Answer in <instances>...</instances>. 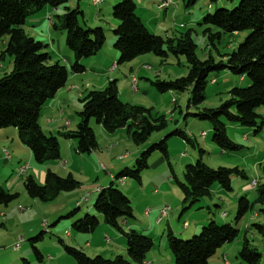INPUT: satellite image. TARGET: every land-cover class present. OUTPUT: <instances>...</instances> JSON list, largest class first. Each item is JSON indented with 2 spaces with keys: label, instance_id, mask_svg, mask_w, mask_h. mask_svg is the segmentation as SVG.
<instances>
[{
  "label": "rangeland",
  "instance_id": "1",
  "mask_svg": "<svg viewBox=\"0 0 264 264\" xmlns=\"http://www.w3.org/2000/svg\"><path fill=\"white\" fill-rule=\"evenodd\" d=\"M117 1L122 0H101L98 6H94L92 0H69L66 5L70 9H74L77 5L80 7L83 14L79 19V24L82 28H103L105 43L102 51H107L109 57H112L114 53L117 55V51L113 47L115 39L112 29L117 26L118 22L110 15L111 8L109 6L112 2ZM132 1L138 6L144 4L151 9L150 12L161 13L159 21L155 20L148 23L145 18L146 24L143 25L152 35L175 39L189 31L196 45V56L201 61L205 60L207 55L213 57L216 62L220 61L222 56L234 51L248 34L247 31H244L234 35H223L214 46L208 44L207 38L203 34L205 26L201 25V21L204 16L212 14L215 9L232 10L238 6L240 0H234L232 3L227 0H197L194 5L188 8L184 4L187 0H171V6L161 12L158 11L156 5L154 7L145 0ZM64 13L63 7L53 10L45 6L27 21L29 24L30 20L37 19L35 27L28 24L23 27L27 35L48 46L45 51L54 55L51 63L60 59L56 58L59 56L56 52L57 48L60 46V49L65 50L66 46L65 34L54 31L50 26V19L57 23V17ZM47 14L50 17L46 16ZM148 14L150 15L149 12L145 15ZM3 42L4 40H0V51L4 49ZM70 54L73 61V55ZM106 66L109 69V66ZM66 68L70 71V66ZM11 71L12 58L4 55L0 58V77L9 74ZM112 73L116 77L112 80H117L118 92H120L121 85L127 84V86L122 87L120 92L119 99L121 101L131 106L150 110L152 114L162 115L167 122V127L163 131L151 134L145 143L137 146L130 141L128 134L127 139L125 138L126 129L123 128L109 134L100 129L101 127L92 120L89 126L95 135L97 148L87 154H79L76 151V142L65 140L58 133L76 129L79 122L77 113L82 109L79 102L80 98L77 96L81 92L85 96L87 92L93 91L92 85L99 87V83L93 80L92 74L73 75L76 77L70 83L75 86L77 95L73 96L74 104L69 103L70 106L74 105V107H70L68 113L70 120L73 118V124L70 128L66 127L63 131L53 135L59 144V160L37 164L32 159L33 167L43 168L40 176L37 170L29 166L27 173L20 177L16 176V170L24 166L26 160H21L17 164V169L10 168V166L2 167L5 170V176L1 180L3 187H6L11 178H18L13 189L10 190V193L18 194V199L13 203L34 202L33 206L32 204H24L33 213L29 219V226L25 225L24 234L32 227H35V231L31 237L24 241L18 240L17 243L20 244L16 251L19 250V252L14 253L20 255L17 264H76L66 252V247L80 250L89 258L113 259L116 256H123L128 259L124 236L106 225L102 217L93 209L98 192L108 187L111 182L113 187L119 190L132 205L133 218L120 222L123 231L129 230L123 224V222H128L135 227L133 228L134 231L153 240L154 247L146 255L152 263L168 264L169 260H171V264L173 263V256L165 238L168 228L177 232L178 239L187 241L198 234L206 223L213 220L217 225H234L238 231V236L233 242L219 248L208 260V264H244L239 258L244 240L248 241L251 249L260 253L259 264H264V234L262 235L258 229L253 227L254 224H258L264 228V205H254L253 209L242 219L235 220L238 200L245 197L253 203L258 185H264V123L257 133H255V128L227 125L225 128L227 138L242 148L236 152H223L211 143L212 128L210 123L190 116L197 111L191 107L187 108L190 90L183 93L167 92L160 94L151 85V81H172L186 76L188 65L184 57L175 58L169 54L167 58L161 59L153 54H145L123 66H117V69L114 68L109 74ZM119 73L121 74L119 75ZM210 79L214 81V84H211L212 81L209 82L205 92V100L198 110L217 108L228 98V91L234 88H247L250 85L246 77L241 80L229 72L212 75ZM133 80H135V84H133ZM103 88L97 89L102 90ZM256 113L264 121V107L258 108ZM186 115L189 116L186 117ZM65 120H69V118L66 117L63 123ZM175 130L186 133L193 145L180 137L170 136ZM201 133H205L206 136L200 137ZM47 136L50 135L47 134ZM164 138H166L167 145V160L159 153H155L150 158L148 168L141 172L140 184L130 178L121 180L115 178L124 168L119 169V163L114 162V159L119 161L118 158L127 152V164L131 163L127 169L133 170L139 154ZM16 140L19 142L17 136ZM67 142H72L73 148H70V144ZM18 144V148L11 143L5 146V150H3L5 156L11 155L13 159L27 157L25 154L30 152L29 149L20 142ZM66 144H68L67 148H65ZM198 149L205 152L202 162L208 167L212 169L219 167L238 168L244 172L246 178L233 177L230 192L223 191L217 184L212 185L210 196L201 199L190 210L179 216L182 206L185 205H183L182 193L176 180L182 182L184 167L195 163L199 157ZM62 155L68 156V158H64ZM48 171L61 178L71 176L77 186L71 191L58 193L53 199L46 202L29 198L24 191L23 180L30 176L39 186H42ZM171 172L174 178H172ZM109 175H113L111 176L112 179ZM102 177L106 179L105 186H101L97 181L98 178ZM39 178L42 180L40 183L38 182ZM253 182L257 184L255 188L252 186ZM90 188L91 190H89ZM89 191L94 192L90 199L87 194ZM76 202L80 204L79 209ZM69 203L72 205L68 206ZM24 206H19L18 209ZM167 206L171 210L167 215L168 217H164L160 224L154 225L153 223L151 231L147 229L148 218L144 212L148 209L153 212L157 207L159 213L154 218L155 222L159 218L160 210ZM89 207L93 209V214L87 212ZM88 214L98 219L99 223L96 229L91 234L75 232L72 225ZM222 214H225L226 217H222ZM26 221L27 215L19 223ZM183 223H187L185 228ZM188 226L189 230L186 232ZM195 226H198L196 231H194ZM23 231L20 230V232ZM70 233L74 236L73 239ZM39 235L40 239L31 244V239L33 240ZM18 237H22V235H18ZM17 243L10 247L12 251H14L12 248ZM33 248L40 254V260H37Z\"/></svg>",
  "mask_w": 264,
  "mask_h": 264
},
{
  "label": "trees",
  "instance_id": "2",
  "mask_svg": "<svg viewBox=\"0 0 264 264\" xmlns=\"http://www.w3.org/2000/svg\"><path fill=\"white\" fill-rule=\"evenodd\" d=\"M68 1L0 0V40H4L0 58L4 55L12 58V71L0 77V130L10 127L16 129L19 142L29 149L37 164L59 160L57 138L47 136L39 125L43 108L65 87L69 74L85 72L86 61L97 56L105 43L103 28H82L79 24L83 14L80 7L77 5L74 9L68 8ZM227 1L232 3L234 0ZM196 2L197 0H187L184 4L188 8ZM45 6L53 10L63 7L65 10L62 16L57 17V23L50 19V26L54 31L65 34V46L73 55L70 71L58 62L51 63V54L45 51L48 46L23 30L28 19ZM110 15L118 22L112 29L115 39L113 47L118 55L116 66H123L145 54H153L161 59L167 58L169 54L175 58L184 57L188 65L186 76L172 81H151V85L160 94L190 90L187 108L197 110L190 116L210 123L211 143L216 147L223 152H236L242 148L227 138V125L255 128V133L261 130L264 121L256 110L264 107V0H240L232 10L215 9L212 14L203 17V34L210 46L220 41L223 35L248 32L244 41L218 62L209 55L203 61L197 58L196 45L189 31L175 39L152 35L136 16V4L132 0L114 4ZM114 67L115 65L112 70ZM222 72H229L239 78L246 77L250 85L228 91V98L217 108L198 110L205 100L208 84L212 81L210 77ZM79 101L82 109L77 113L79 122L76 129L58 133L65 140L75 141L79 154H87L97 148L95 135L89 126L92 120L109 134L128 128L129 139L137 146L145 143L151 134L167 127L162 115L152 114L150 110L121 101L116 80L109 81L102 90L87 92ZM170 136L180 137L193 145L186 133L179 130H175ZM155 153L167 160L166 138L142 151L136 158L133 170L124 168L115 178H130L140 184L141 172L148 168L150 158ZM198 153L195 163L184 167L182 182L176 180L185 205L182 206L180 215L201 199L210 196L212 185L217 184L223 191L230 192L233 177L246 178L238 168L208 167L202 162L205 152L198 149ZM112 184L111 182L98 192L93 209L106 225L124 236L128 259L123 256L113 259L89 258L80 250L66 247V252L76 264H144L147 253L154 247L153 240L149 237L140 235L133 229L123 231L120 222L133 218L132 205ZM76 186L71 176L61 178L50 171L46 173L42 186L30 176L23 180L26 195L42 202L53 199L60 192L71 191ZM17 199V193L7 192L0 185V207H7ZM254 205H264V185H258L253 203L245 197L238 200L235 220L242 219ZM98 223L95 216L88 214L78 219L72 229L77 233L91 234ZM253 227L264 234L262 226L254 224ZM237 236L238 231L234 225H217L213 220L187 241L178 239L170 228L165 233L173 256L172 264H208V260L219 248L233 242ZM37 239H40V235L31 239V244ZM33 250L37 260H40V254L35 248ZM239 258L244 264H259L260 253L251 249L248 241L244 240Z\"/></svg>",
  "mask_w": 264,
  "mask_h": 264
},
{
  "label": "crops",
  "instance_id": "3",
  "mask_svg": "<svg viewBox=\"0 0 264 264\" xmlns=\"http://www.w3.org/2000/svg\"><path fill=\"white\" fill-rule=\"evenodd\" d=\"M156 1L157 0H145V2H148V4L150 5H156ZM118 2V1H117ZM117 2H112L110 6V8L116 4ZM172 3V2H171ZM136 4V3H135ZM156 9V8H155ZM147 6H145L144 4L142 6H138L136 4V16L141 20V22L143 24H146V22L151 23L152 21H159L160 20V15L156 13L154 10V13H156V15H154L153 12H150ZM158 11H164V10H160L158 9ZM147 12L150 13V15H145ZM49 16L50 15H46ZM148 16V17H146ZM145 18H146V22H145ZM36 20H30L29 24L28 22H26V25L28 24L29 26L35 27V22ZM41 27V26H39ZM4 44V42H3ZM66 48V47H65ZM58 50L56 51L57 54L59 55L56 58H60L59 60H57L56 62L60 63L61 65H64L65 68L67 66H71L72 64V59H71V54L68 51V49L66 48L65 50H63L62 48L60 49L57 48ZM56 50V49H55ZM108 52L107 51H100V53L87 60L85 63V74H92L94 76V81L99 83V87H105L106 84L112 80L115 79L116 77L113 76L112 74H109L112 71V66L115 65L114 68L117 69L116 66V61H117V55H115V53L112 55V57L107 56ZM52 57H54L53 53H51V60ZM62 62V63H61ZM109 66V69L107 68V66ZM106 68V69H105ZM67 69V68H66ZM121 73H119L120 75ZM73 74H69L68 79H67V83L65 84V87L60 89L57 94L54 96L53 99H51L48 103H46L45 107L43 108L40 117H39V125L41 127V129L44 131V133L49 134V135H54L59 131H63L66 127L70 128L73 124V118L72 120H70L69 117V109L70 107H74L70 106V104H74V95H77V91L75 90V86L70 83V81H72L74 79ZM242 80V78H240ZM117 81V80H116ZM69 84V85H68ZM123 86H127V84H123L121 85V87L119 88V91H122V87ZM96 85H92V90H98ZM90 88V87H89ZM119 92V95H120ZM78 98H82V92L79 93V96H77ZM120 97V96H119ZM79 99V100H80ZM80 102V101H79ZM70 103V104H69ZM175 104V103H174ZM69 118V120H65V123H63V120L65 118ZM44 122V125H43ZM102 129V128H100ZM126 129V139H127V134H128V128H124ZM16 136H17V132L14 128H6V129H2L0 130V185L2 178H4L5 176V170L2 169V167H9L10 168H14L17 169V164L19 162H21V160H26L25 165L24 166H29V167H33L32 163H33V158L31 153H27L25 155H27V157H24L22 159H13V156L11 157V155H9V157H6L4 155V151L5 150V146H7L9 143L13 144L16 148H18V143L16 140ZM129 137V134H128ZM111 139V138H109ZM19 141V140H18ZM15 143V144H14ZM70 144V148H73V143L72 142H67ZM67 146H65V148L68 147V144H66ZM64 158H68V156L62 155ZM98 156V155H97ZM94 158V157H93ZM118 159H120L119 161H117L116 159H114V162H118L119 163V169L121 168H127V166H129L130 164H127V152L125 154H123L121 157H119ZM124 161V162H122ZM21 166V165H20ZM21 166V167H24ZM27 167V170L28 168ZM20 168V167H19ZM35 170H37V172H39V176H40V172H43V168L40 167L39 169L37 167H33ZM118 169V170H119ZM27 170L25 173H27ZM110 177L113 175H109ZM18 178H11V180L9 182H7L6 187H2L7 191L10 192V190L13 189L14 187V183L17 181ZM112 179V177H111ZM110 180V178H109ZM42 180L41 178H39L38 182L40 183ZM97 181L99 182V184H101V186H105L106 184V179L105 178H98ZM124 185V184H123ZM91 190V188L89 189ZM93 193L94 192H87L88 194V198L90 199L91 197H93ZM24 204H34V202L30 203V202H26V203H11L10 205H8L7 207H0V264H17L18 263V258L20 255L14 254V253H18V251H12L10 249V247H12L15 243L18 242L19 239H22V241H24L26 238L31 237L34 234L35 231V227H32L31 229L29 228V230L27 231V233L24 234L25 230V225L29 226L30 223V217L31 215L33 216V213L30 212L28 210L27 207L24 206ZM76 204H78L76 202ZM72 205V203H69L68 206ZM19 206H24V207H20V209H18ZM29 206V205H28ZM78 209L80 208V204H78ZM158 207V206H157ZM157 207L155 209V211L151 212L150 209L146 210L144 212V215L148 218L147 220V229H149L150 231L152 230V225L154 223V225L156 224H160L164 218H161L159 215V218H157V220L154 222V218L157 216V214L159 213V211L157 210ZM168 207V206H167ZM160 208V207H159ZM77 209V211H78ZM89 210V211H88ZM87 210V212L89 214H93V209L89 207V209ZM151 212V213H150ZM171 212V210H170ZM27 215V221L23 222V223H19V221L23 218H25V216ZM61 216V215H59ZM150 216V217H149ZM181 216V215H179ZM168 217V216H166ZM33 222V220H31ZM123 224H125V227L129 228V229H133L135 228L132 224H129L128 222H123ZM184 224V223H183ZM19 226H21L19 228ZM189 226L186 228V232H188ZM198 229V226H195L194 231H196ZM20 230H22L23 232H20ZM175 234H177L176 231L172 230ZM18 235H22V237H18ZM71 238L73 239V235L70 233ZM88 246V244H87ZM120 248V247H119ZM173 262V261H172ZM144 264H154L151 261H149L146 257V261ZM155 264H157V262H155ZM168 264H171V260H169Z\"/></svg>",
  "mask_w": 264,
  "mask_h": 264
},
{
  "label": "built area",
  "instance_id": "4",
  "mask_svg": "<svg viewBox=\"0 0 264 264\" xmlns=\"http://www.w3.org/2000/svg\"><path fill=\"white\" fill-rule=\"evenodd\" d=\"M99 1H101V0H95V4H94V6H98V2ZM156 6H157V8L158 9H160V10H166V9H168L170 6H171V3L168 1V0H157L156 1ZM211 83H214V81H212ZM202 136H203V138L205 137V134H202ZM5 155V154H4ZM27 167L28 166H25V168H24V170H22V173H23V171H26L27 170ZM22 173H20V174H22ZM20 174H16V176L17 177H20ZM256 183L255 182H253L252 183V186L255 188L256 187ZM170 212V209H169V207H163L161 210H160V217L161 218H164V217H166L167 215H168V213ZM222 217H226V215L225 214H222ZM43 226H44V224H43ZM183 227L185 228L186 227V223L185 224H183ZM19 244L20 243H17L12 249L14 250V251H16L17 249H18V247H19Z\"/></svg>",
  "mask_w": 264,
  "mask_h": 264
},
{
  "label": "bare ground",
  "instance_id": "5",
  "mask_svg": "<svg viewBox=\"0 0 264 264\" xmlns=\"http://www.w3.org/2000/svg\"><path fill=\"white\" fill-rule=\"evenodd\" d=\"M170 3H171V0H168ZM101 3V1L98 2V5ZM92 4L94 5L95 4V0H92ZM133 84H135V80H133ZM211 84H214V83H211ZM202 134H205V133H201L200 134V137L203 138ZM206 136V135H205ZM25 166L24 167H20L16 170V174H20L22 173V170H24ZM26 171H23L22 174H20V176L24 175ZM185 224V223H184ZM186 226H187V223H186Z\"/></svg>",
  "mask_w": 264,
  "mask_h": 264
}]
</instances>
